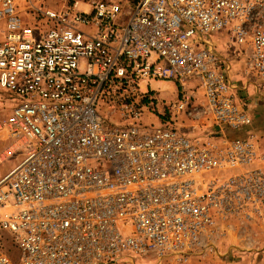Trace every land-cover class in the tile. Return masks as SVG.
Listing matches in <instances>:
<instances>
[{
    "label": "built area",
    "instance_id": "2783aa9c",
    "mask_svg": "<svg viewBox=\"0 0 264 264\" xmlns=\"http://www.w3.org/2000/svg\"><path fill=\"white\" fill-rule=\"evenodd\" d=\"M19 1L0 0V164L18 154L0 264L184 262L229 219L264 217V151L227 136L252 117L213 41L230 36L264 83V0Z\"/></svg>",
    "mask_w": 264,
    "mask_h": 264
},
{
    "label": "rangeland",
    "instance_id": "374dc122",
    "mask_svg": "<svg viewBox=\"0 0 264 264\" xmlns=\"http://www.w3.org/2000/svg\"><path fill=\"white\" fill-rule=\"evenodd\" d=\"M38 6L49 8L51 10H61L63 7L71 5L75 1H79L78 6L86 7L84 3L88 0H31ZM27 3L25 0L18 2V9L23 14ZM3 27L0 25V32ZM3 33H0V37ZM213 41L218 44L219 50L222 53L224 59H227L231 64L230 78L238 89V97L241 98L244 104L247 106L249 113L252 117V127L247 132L228 133L229 137H245L247 135H253L255 141L258 144L259 150L264 151V83L253 82L251 83L247 76L243 72V64L246 56L245 49L236 45L232 38L226 34H215ZM150 86L154 87L157 92V98L166 102L172 101L177 95V87L169 82H150ZM246 87L244 91H240L239 88ZM5 97L0 93V116L1 113H5L3 108ZM160 107V106H159ZM145 120L155 121L150 116H146ZM191 123L183 122L179 124V127L183 131L187 129ZM210 124L206 123V126ZM202 127V125H200ZM187 132V131H186ZM246 134V135H245ZM195 137L203 138V135L197 133L193 135ZM8 141L0 137V154L4 152L8 146ZM18 157L14 156L11 159H7L0 164V169L6 166L12 167L11 164ZM11 169V168H10ZM9 169V170H10ZM6 239H10L11 236L2 232ZM10 245V243H7ZM13 258L18 259L19 253L15 250ZM136 264H157L154 261H143L137 259ZM159 264H264V217L256 219H229L219 229H216L214 233V240L207 251H205L199 257H191L188 261L175 262L164 261Z\"/></svg>",
    "mask_w": 264,
    "mask_h": 264
},
{
    "label": "crops",
    "instance_id": "0c3cea01",
    "mask_svg": "<svg viewBox=\"0 0 264 264\" xmlns=\"http://www.w3.org/2000/svg\"><path fill=\"white\" fill-rule=\"evenodd\" d=\"M6 141H8V140H6ZM9 143V142H8ZM16 160L15 161H13L11 164H13V166L16 164ZM12 166V167H13ZM12 167H9V166H6V167H4L3 169H0V177L1 176H3L5 173H7V171H9V169L10 168H12Z\"/></svg>",
    "mask_w": 264,
    "mask_h": 264
}]
</instances>
